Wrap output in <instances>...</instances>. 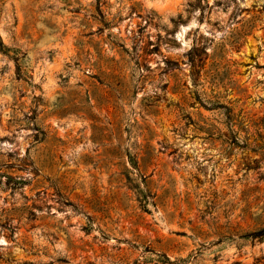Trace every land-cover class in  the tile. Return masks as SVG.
I'll use <instances>...</instances> for the list:
<instances>
[{
	"label": "rangeland",
	"instance_id": "rangeland-1",
	"mask_svg": "<svg viewBox=\"0 0 264 264\" xmlns=\"http://www.w3.org/2000/svg\"><path fill=\"white\" fill-rule=\"evenodd\" d=\"M0 264H264V0H0Z\"/></svg>",
	"mask_w": 264,
	"mask_h": 264
}]
</instances>
